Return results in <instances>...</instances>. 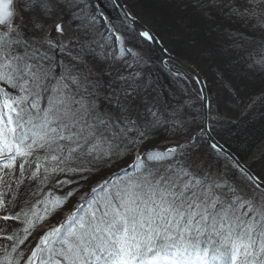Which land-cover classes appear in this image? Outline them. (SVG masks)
I'll return each mask as SVG.
<instances>
[{"label":"snow or ice","instance_id":"1","mask_svg":"<svg viewBox=\"0 0 264 264\" xmlns=\"http://www.w3.org/2000/svg\"><path fill=\"white\" fill-rule=\"evenodd\" d=\"M132 2L0 0V264H264V166L198 121L217 102L202 77L164 87L173 57ZM171 2L160 27L264 106V0Z\"/></svg>","mask_w":264,"mask_h":264},{"label":"trees","instance_id":"2","mask_svg":"<svg viewBox=\"0 0 264 264\" xmlns=\"http://www.w3.org/2000/svg\"><path fill=\"white\" fill-rule=\"evenodd\" d=\"M124 3H128L129 0H122ZM107 3V0H105ZM130 7H134L135 11L140 13L138 19L143 23L147 24L148 26H152L153 24L156 25V30L162 34L163 44L165 47L176 57L180 58L181 60L187 61L190 65L194 64L197 67L200 66L198 64L199 61H202L205 66L202 68H198V70L207 78L210 84H213V89H216V92L211 90L210 93H219L222 92L223 98H219L218 102L220 105V111L215 112V116L218 119H224L230 126V130L227 131L224 124L219 125V129L214 131L216 138L227 148L230 147L231 151L243 162L248 163L251 159L258 158L255 156L256 153L254 152L253 156L250 154L251 151H258V155L261 157L257 164H255V168L259 169L260 167L264 166V150L259 149V144H264V106H258L256 109L258 110L257 113H251L243 117V120L239 121L241 114H243L244 107L243 103H248L247 96L244 97L245 102L241 103L237 101L236 103L231 102L226 97L224 92L225 85H222L219 77L215 75L216 69L218 64L215 60H206L203 56L197 58V53L193 48H191L186 42H182L179 38L175 37L173 33L168 32L165 28L160 27L159 21L161 19L171 20L172 14L176 13V5L172 4L171 0H133L132 4L129 5ZM110 15L113 17L117 16L116 11H110ZM116 23L118 20L115 21ZM161 39V36L158 35ZM261 40H264V32L257 31L255 37L252 38V44L249 45V50L255 48L256 52H259V44ZM241 55H246V53H240ZM258 58V56H257ZM165 69V74H160L163 76L164 80L168 83V86L171 85L173 87H180L183 88V84H178L176 78L172 77L171 73L167 71L170 69L167 65H162ZM175 67V66H174ZM176 68V67H175ZM173 71V70H171ZM174 72V71H173ZM165 75L167 79H165ZM161 78V77H160ZM249 81L248 88H251V92L249 95L251 96H258L259 90L264 88V74H253L247 77ZM167 88L166 86H164ZM221 90H218V88ZM250 91V90H249ZM238 120V121H237ZM235 123V124H232ZM194 127V126H193ZM222 127V128H221ZM231 132H243V134L248 135V137H252L250 140H246V143L242 145L241 148H236L234 145H231L229 142V133ZM227 141V143H225ZM254 161V160H253ZM119 167H115L111 170L102 172L98 176L94 178L92 181L95 184L97 181H100L104 178L109 177L113 171H118ZM79 195V194H78ZM72 205L76 203V199L70 202ZM69 203V204H70ZM66 210L60 212L55 219L51 220L50 222H58L64 216ZM3 222H0L2 224ZM9 224L13 222L9 221Z\"/></svg>","mask_w":264,"mask_h":264},{"label":"rangeland","instance_id":"3","mask_svg":"<svg viewBox=\"0 0 264 264\" xmlns=\"http://www.w3.org/2000/svg\"><path fill=\"white\" fill-rule=\"evenodd\" d=\"M123 2V1H122ZM121 15H122V13H120ZM117 23H119V21L117 22ZM173 55V54H172ZM174 56V55H173ZM184 63H186V64H188V65H190L187 61H184V60H182ZM165 65H167V67L169 66V68L171 69V70H173V71H169V69H167V71H169L170 73H171V75H172V77H176V75H181V76H190L189 74H187V72L184 70V69H182L181 67H179V66H177V65H175V64H173V63H171V62H167V63H165ZM176 68H175V67ZM161 78V82H162V84L164 85V86H166L167 88L169 87L168 86V83L164 80V78H163V76H160ZM189 86H191V81H189ZM184 87V86H183ZM213 86H208V90H209V96L211 97V98H213V99H216L217 100V102H216V104H214L213 105V107L209 110V117H210V120H211V122L212 121H215L216 119H218V117H216L214 114H215V112H218L217 111V109H219L220 108V105L221 104H219V102H218V99L221 97V98H223V96H222V92H217V93H215V95L213 94V93H210V91L211 90H213L214 92H216V89L214 88H212ZM210 88H211V90H210ZM218 88V90H221V88H219V87H217ZM250 90V91H249ZM250 92H251V88H248V94H250ZM246 97V96H245ZM245 99V98H244ZM230 100V99H229ZM186 103H188L190 106L194 103V101H192V100H188V101H186ZM193 111H195L196 113H201V115L200 116H198V121L200 122V123H203V108H201L200 106H196L194 109H193ZM219 111H220V109H219ZM245 115L243 114H241V116H240V118H239V121H241V120H243V117H244ZM238 121V120H237ZM232 124H235V123H232ZM211 126H212V128L214 129L213 131H216V130H218L219 129V125H216V124H214V123H211ZM222 128V127H221ZM256 150V149H255ZM251 151L250 152V154L253 156V154H254V152L256 153V155L255 156H258V158H255V159H251L249 162H248V164H251L252 162H253V160H259V158L261 157L260 155H258V151ZM51 223V222H50ZM52 225V224H51ZM54 226V225H53Z\"/></svg>","mask_w":264,"mask_h":264},{"label":"bare ground","instance_id":"4","mask_svg":"<svg viewBox=\"0 0 264 264\" xmlns=\"http://www.w3.org/2000/svg\"><path fill=\"white\" fill-rule=\"evenodd\" d=\"M140 21V20H139ZM141 22V21H140ZM142 23V22H141ZM143 24V23H142ZM158 38V40L160 39L159 37H157ZM162 45H163V47L167 50V53H169V54H172L166 47H165V45L163 44V42L161 43ZM156 51H157V54L158 55H162L159 51H158V49L156 48ZM178 58V57H177ZM198 64H200V66L199 67H197L196 65H194V64H191V69L192 70H196V72L198 73V75L200 76V77H202L203 79H204V81L206 82V87H207V89H208V86H213V84H210L209 82H208V80H207V78L198 70V68H202V67H204L205 66V64L202 62V61H199L198 62ZM190 72L189 71H187V74H189ZM191 77H192V79H195L191 74H189ZM208 92H209V90H208ZM246 99V98H245ZM243 102H245V101H243ZM244 113H248L249 114V109H244ZM257 109H255V111L254 112H252L253 113V115H254V113H257ZM203 113V112H202ZM203 122H204V116H203ZM209 122H211V120H210V117H209ZM210 128H212V126H211V123H210ZM224 126H225V128H227V131L228 130H230V126H229V124L226 122L225 124H224ZM213 129V128H212ZM210 134H211V136L216 140V141H218L219 143H221L217 138H216V136H215V134H214V131L212 130L211 132H210ZM229 142L228 143H230L231 145H234L236 148H241L242 147V145L243 144H245L246 143V140H250V139H252V137H248V135H246V134H243V132H239V133H236V132H231V133H229ZM205 139L207 140L208 138L207 137H205ZM222 144V143H221ZM223 145V144H222ZM259 149L260 150H264V144H259ZM71 207H72V204L70 203L68 206H67V208L65 209L66 211H65V213L66 214H68V211L71 209ZM50 223V222H49ZM57 223V222H56ZM56 223H54V222H51L50 224H52V225H55Z\"/></svg>","mask_w":264,"mask_h":264},{"label":"water","instance_id":"5","mask_svg":"<svg viewBox=\"0 0 264 264\" xmlns=\"http://www.w3.org/2000/svg\"><path fill=\"white\" fill-rule=\"evenodd\" d=\"M141 23V22H140ZM160 47H163L162 44H160L159 46H157V49L158 51L160 52ZM164 48V47H163ZM161 53V52H160ZM162 55H164L163 53H161ZM173 59L171 61H168V62H172L174 64H176L177 66L181 67L182 69H184L186 72L189 71L194 78H196V75H198V73L196 72V70H192L191 69V65H188L186 63H184L181 59L177 58L176 56H173L172 54H170ZM203 116H207V120L209 121V109L207 108H203ZM210 137L212 139H214L211 134H210ZM209 139V137H207ZM235 155V154H234ZM236 156V155H235ZM237 157V156H236Z\"/></svg>","mask_w":264,"mask_h":264}]
</instances>
